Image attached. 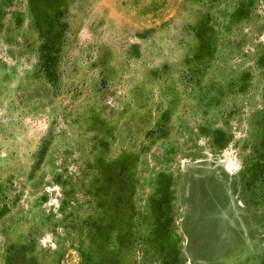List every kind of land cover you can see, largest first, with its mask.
Returning <instances> with one entry per match:
<instances>
[{
  "label": "rangeland",
  "instance_id": "obj_1",
  "mask_svg": "<svg viewBox=\"0 0 264 264\" xmlns=\"http://www.w3.org/2000/svg\"><path fill=\"white\" fill-rule=\"evenodd\" d=\"M0 264H264V0H0Z\"/></svg>",
  "mask_w": 264,
  "mask_h": 264
}]
</instances>
